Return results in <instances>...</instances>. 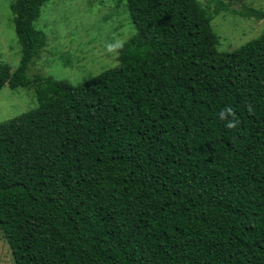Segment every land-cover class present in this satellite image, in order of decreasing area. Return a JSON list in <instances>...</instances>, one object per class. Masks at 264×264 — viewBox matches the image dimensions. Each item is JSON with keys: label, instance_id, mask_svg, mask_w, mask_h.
<instances>
[{"label": "trees", "instance_id": "1", "mask_svg": "<svg viewBox=\"0 0 264 264\" xmlns=\"http://www.w3.org/2000/svg\"><path fill=\"white\" fill-rule=\"evenodd\" d=\"M50 1L11 5L21 61L0 62V93L38 103L0 124L15 264H264V34L221 52L200 0H118L133 36L116 67L74 86L27 75Z\"/></svg>", "mask_w": 264, "mask_h": 264}, {"label": "rangeland", "instance_id": "2", "mask_svg": "<svg viewBox=\"0 0 264 264\" xmlns=\"http://www.w3.org/2000/svg\"><path fill=\"white\" fill-rule=\"evenodd\" d=\"M17 0H0V62L16 71L21 46L15 31L11 5ZM228 11L215 14L217 2ZM214 15L213 29L220 38L219 50L233 52L264 34V20L242 18L244 4L264 11V0H200ZM36 27L45 32L48 46L32 63L27 75L53 77L81 85L118 65L120 46L134 34L127 2L118 0H52L42 8ZM34 89L8 87L0 93V124L35 109ZM0 264H15L12 251L0 232Z\"/></svg>", "mask_w": 264, "mask_h": 264}]
</instances>
